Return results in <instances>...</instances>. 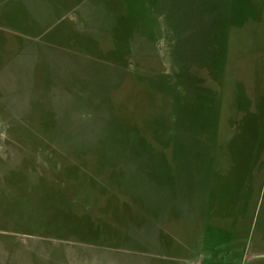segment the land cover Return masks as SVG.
Instances as JSON below:
<instances>
[{
  "label": "rangeland",
  "instance_id": "obj_1",
  "mask_svg": "<svg viewBox=\"0 0 264 264\" xmlns=\"http://www.w3.org/2000/svg\"><path fill=\"white\" fill-rule=\"evenodd\" d=\"M260 237L264 0H0V264H264Z\"/></svg>",
  "mask_w": 264,
  "mask_h": 264
},
{
  "label": "crops",
  "instance_id": "obj_2",
  "mask_svg": "<svg viewBox=\"0 0 264 264\" xmlns=\"http://www.w3.org/2000/svg\"><path fill=\"white\" fill-rule=\"evenodd\" d=\"M260 242H262V244H258V245H263V244H264V238H261V237H260ZM217 260H218V259H217ZM217 260H216V261H217ZM243 260H244V258H242V261H243ZM216 261L213 262V264H217ZM196 264H198V263H196ZM234 264H235V263H234Z\"/></svg>",
  "mask_w": 264,
  "mask_h": 264
}]
</instances>
